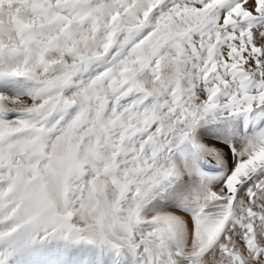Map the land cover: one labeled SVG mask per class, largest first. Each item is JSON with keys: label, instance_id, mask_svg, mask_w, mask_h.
Instances as JSON below:
<instances>
[{"label": "snow or ice", "instance_id": "snow-or-ice-1", "mask_svg": "<svg viewBox=\"0 0 264 264\" xmlns=\"http://www.w3.org/2000/svg\"><path fill=\"white\" fill-rule=\"evenodd\" d=\"M0 264H264V0H0Z\"/></svg>", "mask_w": 264, "mask_h": 264}]
</instances>
